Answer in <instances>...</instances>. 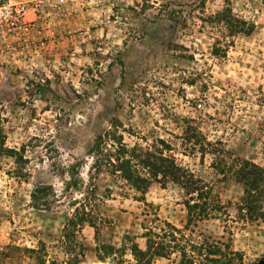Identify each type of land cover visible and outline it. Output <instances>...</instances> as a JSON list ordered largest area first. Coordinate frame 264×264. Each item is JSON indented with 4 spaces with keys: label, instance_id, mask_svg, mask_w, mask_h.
Here are the masks:
<instances>
[{
    "label": "rangeland",
    "instance_id": "obj_1",
    "mask_svg": "<svg viewBox=\"0 0 264 264\" xmlns=\"http://www.w3.org/2000/svg\"><path fill=\"white\" fill-rule=\"evenodd\" d=\"M226 9L234 32L213 21ZM0 117L5 149L22 157L0 149V232L15 236L0 264H111L148 239L174 247L154 264L178 263L182 248L192 264L228 251L242 256L231 264H264V219L245 220L225 173L264 169V0H0ZM105 133L174 157L221 212L187 225L178 186L141 195L105 171L92 193L89 150ZM255 200L264 213V193Z\"/></svg>",
    "mask_w": 264,
    "mask_h": 264
},
{
    "label": "trees",
    "instance_id": "obj_2",
    "mask_svg": "<svg viewBox=\"0 0 264 264\" xmlns=\"http://www.w3.org/2000/svg\"><path fill=\"white\" fill-rule=\"evenodd\" d=\"M213 21L223 25L230 32H234L235 30L229 9L214 15ZM219 51H222L221 57H224L225 51L219 48L214 49L213 54L218 55ZM2 123L3 119L0 117V149H3L11 158L16 157L18 160H21L22 157L18 152L5 149V144L2 142L5 139ZM109 136V133H105L103 136H97L89 150V156L92 158L90 169L91 171L93 170L90 172L89 177V186L91 187L92 193L95 190L92 177L95 176V173L105 171L122 183L125 189L127 188L141 195L146 193L151 182L162 184L172 183L178 186L185 196L188 197L183 202L187 210V225L197 224L211 218L213 213L221 212L220 207L212 205L211 203V192L208 185L193 172L185 167H181L174 157L165 156L163 150L157 147L144 148L138 145L127 147L122 143L121 137L110 139ZM184 141L195 147L199 143L198 139L194 140L193 143L188 139H184ZM186 148L189 149L190 147L187 146ZM164 149H167V147L164 146ZM191 149L195 148L192 147ZM210 152L211 154H217L218 159L215 160L217 167L219 166L218 161L223 163V160L219 157L221 156L219 151H210V149L206 151L202 147V157ZM216 165L214 166L215 169L217 168ZM226 169L225 173H229L242 185L243 198L241 199V210L245 211V220L254 222L264 219V213L259 211V207L255 204L256 195L258 193H264V169L247 161H241L239 166H229ZM124 194L126 193L124 192ZM88 224L90 227L95 228L92 222ZM166 228L176 233L179 232L175 227H170L169 225ZM173 248L169 244H163V241L148 239L146 240L144 250H140L136 244L129 247L133 260L123 259L125 254H122L119 259L111 264H153L156 259L169 260ZM183 249H180V260L175 264H192L190 261L185 260L187 256L185 249L184 251ZM111 252L114 256L112 249H110L109 253ZM208 253L210 255L217 254L222 256L219 249H209ZM227 256H229L227 259L229 261L227 262H225L226 258L223 256L221 260L212 259L211 263L231 264V259L234 262H241L242 260V256L239 253L228 251Z\"/></svg>",
    "mask_w": 264,
    "mask_h": 264
},
{
    "label": "crops",
    "instance_id": "obj_3",
    "mask_svg": "<svg viewBox=\"0 0 264 264\" xmlns=\"http://www.w3.org/2000/svg\"><path fill=\"white\" fill-rule=\"evenodd\" d=\"M11 231L8 229L7 231L5 230H1L0 232V250H3L9 246H13L15 245V242L14 240H12L13 238H15L14 235H11L10 233ZM12 237V239H11ZM96 259H98L96 256H95ZM99 264H104L102 263L99 259ZM67 262H69V260L67 259L63 261L62 264H67ZM159 262V261H157ZM1 264H34L29 258H26V257H22L21 259H19L18 261H15L13 259H10L9 256L7 258H5ZM80 264H95V263H86V262H82ZM154 264V262H153Z\"/></svg>",
    "mask_w": 264,
    "mask_h": 264
}]
</instances>
